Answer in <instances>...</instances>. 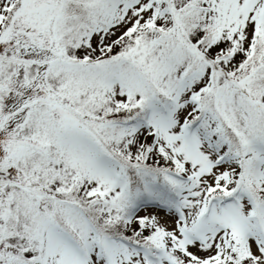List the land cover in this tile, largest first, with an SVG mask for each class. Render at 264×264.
<instances>
[{
  "label": "snow or ice",
  "instance_id": "snow-or-ice-1",
  "mask_svg": "<svg viewBox=\"0 0 264 264\" xmlns=\"http://www.w3.org/2000/svg\"><path fill=\"white\" fill-rule=\"evenodd\" d=\"M0 264H264V0H0Z\"/></svg>",
  "mask_w": 264,
  "mask_h": 264
}]
</instances>
